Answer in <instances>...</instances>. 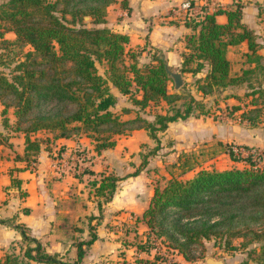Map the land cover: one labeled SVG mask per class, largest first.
Listing matches in <instances>:
<instances>
[{
    "label": "trees",
    "instance_id": "obj_1",
    "mask_svg": "<svg viewBox=\"0 0 264 264\" xmlns=\"http://www.w3.org/2000/svg\"><path fill=\"white\" fill-rule=\"evenodd\" d=\"M114 1L6 0L0 4V66L9 68L0 69L2 125L22 132L25 143L23 154L15 155L16 159L29 161L42 148L49 149L35 135L40 130L47 131L50 138H46L50 140L85 134L93 149L100 152L113 147L118 135L145 128L154 140L153 147L142 153V162H146V157L160 148V133L170 121L185 119L194 108L203 113L209 111V106L189 90L184 93L174 88L161 52H153L147 63L139 65L140 52L126 47L128 35L105 24L107 7ZM122 2L125 4L126 0ZM242 5L240 0H235L231 7L217 6L213 10L201 5L200 12L184 17V23L194 32L187 37L188 49L183 52L179 71L196 74L205 68L204 74L192 82L202 94L223 90L252 72L244 68L239 74H231L229 44L246 40L248 61L264 68L257 52L256 34L241 21ZM221 12L227 15L225 22L215 19V14ZM259 14L264 16V3L259 5ZM85 15L91 17V25L83 21ZM5 31L14 32L15 36L6 37ZM112 87L129 97V105L115 107L117 96ZM249 88L244 95L250 96V107L242 110L241 116L256 124L264 110V86L259 83ZM162 102L164 106L148 119L144 114L147 107ZM8 108H12L13 121L7 118ZM239 108L240 104L227 105L226 113L233 115ZM2 131L0 144L7 140ZM230 147L232 158L244 160L243 166H201L190 176H171L164 185L153 188L142 215L149 229L139 247L150 250L160 239L186 259L194 260L202 255L204 239L224 237L225 246L235 249L232 238H241V246L264 238V167L256 162L253 153L241 155ZM137 169L127 175L137 174ZM84 171L93 173L89 168ZM99 173V177L89 181L90 187L94 194L108 200L116 181L122 177ZM5 188L7 193L21 197L26 194L17 176H11ZM21 210L28 213L29 207L23 206ZM92 218L89 237L78 241L73 262L45 250L20 222L14 224L22 239L18 250L16 244H11L0 256V264H81L83 245L97 237ZM6 221L0 217V223ZM249 253L253 254L251 259L232 264H264V241Z\"/></svg>",
    "mask_w": 264,
    "mask_h": 264
},
{
    "label": "crops",
    "instance_id": "obj_2",
    "mask_svg": "<svg viewBox=\"0 0 264 264\" xmlns=\"http://www.w3.org/2000/svg\"><path fill=\"white\" fill-rule=\"evenodd\" d=\"M182 1L126 0V3L123 4L122 0H116L107 7L105 24L128 35L129 39L126 47L140 52L138 55L139 65H143L142 60L144 59L148 58L149 61L151 58L150 52L156 50L163 54L168 67L179 71L183 52L188 49L186 46L187 37L194 32L190 25L184 23L186 13L180 8ZM191 1L195 3L193 11L197 12L199 4L207 3L208 10H213L217 6L231 7L235 0ZM240 1L243 4L241 21L256 34L257 52L261 55L260 61L264 63V16L259 14V5L263 4L264 0ZM215 19L219 22H225L227 15L225 12L217 13ZM145 48H150L151 51H147ZM247 51L246 40H241L237 44H229L227 49L231 74H239L244 68L252 69L247 78L225 87L222 98L217 103V105L225 106V108L227 105L240 104L241 108L235 111L233 115L227 114L226 111L220 115L216 113L217 111H211L210 104L211 102L216 103V94H202L194 88L192 82L195 78L204 74L205 68L196 74L181 72L183 76L182 86L188 84L189 91L197 99H202L205 105L209 106V111L203 113L194 108L192 113L185 119L170 121L166 129L160 133L159 149L187 150V148L202 143L212 145L217 141L238 145L239 147L247 145L250 148H264V110L261 119L256 124L248 123L247 119L241 116V111L250 107L248 102L250 96L244 95L246 91L250 90V85L261 83V86H264V68L256 66L257 64L254 61H248ZM146 55L149 56L145 57ZM187 80L191 81L187 82ZM112 91L117 96L115 107L129 105L128 96L119 93L114 87H112ZM162 104L164 103L162 102ZM152 106L154 107V105ZM2 108L3 105L0 102V130H4V132L8 130L9 136H7L8 144H5L6 142L0 144V203H3L5 207L6 204H14L15 209L12 210L11 208L9 216H16L13 219L14 222L10 223L11 225L8 224L7 230L1 229L0 231V235H3V240L0 241V256L4 254L10 244L17 243L12 242V240L17 239L16 241H18L21 238L14 224L22 222L27 226L28 232L36 236L47 247L48 251H60V254L67 251V253L65 252L66 256L62 254V259L73 262L77 258L78 241L85 239V235L89 233V229L83 225L84 217L93 214L94 217L90 221L91 224L94 221L97 223L94 230L97 237L90 244L83 245L84 255L79 261L81 264H158L157 254L161 252L158 246L150 250H143L138 246L139 243L145 240L149 229L142 215L153 194V187L150 188L147 194L143 190V188H147L145 185L127 187V184L131 181L129 177L135 176L139 179L143 178L144 175L137 173L127 175L126 178H119L116 181L115 190L108 200H103L102 196L94 194V192L88 193L91 190L89 181L96 177L98 172H113L112 165L115 159H123L121 154H116L120 142L123 140L122 142L130 147V151L135 148L141 150L140 145L143 143L149 144L153 141L148 130L135 128L129 134H120L117 136L113 147L103 149L100 152L93 149L91 139L85 134L77 137L55 139V141H61L62 144L69 141V143H66L69 144L70 152L72 146H79L80 144H83L82 147L89 152V156L85 158L89 160V164L84 165L78 173L74 174V177L77 178V181H75L79 195H72L70 191L67 193L66 188L59 190L64 198H69L73 203V206L69 207V232L77 231L78 226L83 229L84 237L76 238L71 235L67 239L62 235L66 229L65 222L61 218L63 213L56 206L57 197L51 196L45 189L44 183L46 180L42 179L44 176L41 173L42 169L34 168V170H31L24 159H16L15 156L11 155L14 150L19 155L23 154L24 134L3 127ZM9 113L12 114L9 121H13L12 108H8L6 115L9 116ZM145 116L148 119L153 118L152 114H145ZM40 153L39 151L37 158L41 165ZM241 155L243 154L241 153ZM231 159L233 160L232 157ZM46 162L49 163V161ZM101 164L103 167H100ZM85 168L92 169L93 173L85 172ZM113 174L116 175L115 172ZM11 176H17L21 179V185L26 190L25 196L22 197L21 207H29L28 213L22 212L18 207L20 205L19 201L9 198L10 194L12 196L17 194L14 192L7 193L5 190V187L11 182ZM55 185L57 184L55 183ZM11 190L13 189L11 188ZM85 192L88 194L85 195ZM82 195L85 199L82 198ZM77 199L82 200H80V204L76 202ZM11 201H14V203H11ZM100 211L101 214H99ZM63 216H65V213ZM134 221L140 225L135 226L137 230L127 228ZM86 222L89 225V220ZM175 256L179 258L181 264H207L205 260L201 261L199 258L188 260L176 250ZM37 264L46 263L38 262Z\"/></svg>",
    "mask_w": 264,
    "mask_h": 264
},
{
    "label": "rangeland",
    "instance_id": "obj_3",
    "mask_svg": "<svg viewBox=\"0 0 264 264\" xmlns=\"http://www.w3.org/2000/svg\"><path fill=\"white\" fill-rule=\"evenodd\" d=\"M4 1L6 0H0V4ZM66 19L69 22L68 14L66 15ZM83 21L86 24L91 25L90 16L88 18L83 17ZM4 35L9 38H12L15 36L14 32L12 31H5ZM145 49L147 51H151L150 48H145ZM155 51L156 50L151 51L150 55H152V53ZM148 56L146 55L145 57H148ZM138 61H139V58H138ZM146 61H148V58L142 60V63L145 64L147 63ZM0 69H3L4 71H8L9 68L3 67V65H1ZM188 81L190 82L191 80H187V82ZM181 86L179 88L184 93L187 92L190 88L188 84L187 85L185 84L183 88H181ZM213 93L216 94V97H215L216 103H213V102H211V104L209 103L211 107V111H214V112L217 111L216 113L220 115L226 111L225 106L222 107V106L217 105V103H219V99L222 98L223 90L222 89L216 90ZM161 106H164V104H160L154 107L150 106L149 108L146 109V112L144 114L153 115L154 111L160 110ZM117 107L119 108V106ZM11 117H12V114L9 113V116H7V118L10 119ZM2 132L5 133L7 136H9L8 130H6V132H4L3 130ZM35 135H37V137L42 139L41 141H43L45 145L49 147V149L47 150L43 148L40 150L41 152L40 159L42 160L41 165L39 164V159L37 158V156L36 158H32L29 161L25 160V162L27 163V166L31 170H34V168L42 169L41 173L44 174L42 179L46 180L44 183L46 191L50 193L51 196L57 197L56 206H58L61 213H63L61 214L62 215L61 218L65 222L64 225L66 228L64 233H62V235L64 237H67V239H69V236L71 235L76 238L84 237L83 231H82L83 229L81 226H78L79 229H77V231L69 232V207L71 205L73 206V203L69 200V198H64L61 195V192L59 190H63L66 188L67 193H69L70 191L72 195H79L77 193V184H76L77 178L74 177V174L78 173V171H80L84 165L89 164V160L85 159L86 157L89 156V152L82 147L83 144H80L79 146H72V149L70 152L69 144H67L69 143V141L68 142L65 141V143L62 144L61 141L47 139L46 136L49 138L50 136L48 135V132L45 130H40L36 132ZM122 141L120 142L121 144L116 154L117 155L121 154L123 159H119V158L115 159L112 165L114 169L113 172H115L117 177L121 176L123 178H126L128 173H131L132 171L138 168L137 169L138 173L143 174L144 175L143 178L137 179L135 176L129 177L131 181L127 184L128 185L127 187H133L134 185H145L147 188L146 189L143 188V190H144V193L146 194L150 190V188L152 187L154 188L156 185L160 187L164 185V183H166L169 177L171 176L187 177L191 175L194 169L199 168L201 166L206 167V168H213V169H224V168H229L233 165L243 166V164L245 163V161H243L242 159L232 160L231 159L232 156L228 151V147H230V144L223 143L221 141L214 142L212 145H209V144L205 145V143H202L194 147L187 148V150H175V149L169 150L167 148H162V149L158 148V151H156L155 153L156 155L151 154L146 157V162H142V159H145L142 153H147L149 151V148L153 147L154 140L150 142L149 144L143 143L142 145H140L141 150H138L137 148H135L132 151H130V147H128ZM5 142H6L5 144H8L7 140ZM61 147H64V148L61 149ZM48 152H49V155H48ZM14 153H15V150L14 152L13 151L11 152V155L15 156L17 152L15 154ZM16 155H19V153H17ZM45 161H49V163L48 162L45 163ZM101 163L103 164V162ZM102 164L100 167H103ZM261 165L262 167H264V161L262 162ZM190 166H194V167L184 172V170H187V168ZM113 172H109V173L113 174ZM99 176H100V173L98 172L96 177H99ZM55 183L57 185H55ZM93 191L94 189L91 186V190H89L88 193L89 194L93 193ZM87 194L85 192V195ZM9 198L13 199L14 201H19L20 205L18 207L21 209V204L23 201V198L21 196H18V195L12 196L10 194ZM82 198L85 199L83 195H82ZM80 200L81 199H77L76 202L80 204ZM14 201H11V203H14ZM73 202L75 201L73 200ZM11 208L12 210L15 209L14 204H11V205L6 204V207H5L3 203H0V217L3 219H7L5 223L0 224V231L1 229L7 230L8 229L7 223L12 224V222H14L13 218L9 216L11 213ZM64 213H65V216H63ZM99 214H101V211L99 212ZM92 217H94L93 214L86 215L83 220L84 227L85 228L87 227L89 231H90V227L88 224H86L87 223L86 221H88ZM92 225H93L92 228L95 230L97 223H95L94 221ZM130 225L131 226H128L127 228H134V230H137L135 226H140L135 221L131 222ZM88 237H89V233L85 235V239ZM248 237L249 236H247L246 239ZM2 238H3V235L1 234L0 241L3 240ZM224 239H225L224 237L223 238L211 237L209 239H204L203 246H202L203 248L201 249V247L199 246L202 251V255L197 258H199L201 261H204V257L206 255L213 254L216 257H223L225 264L237 263L243 259H246V258L249 259L251 256H253V254L249 253L250 249L253 247L257 248L260 245V243L264 241V238L261 239L260 241L252 240L246 243V245L241 246L240 245L241 238L235 237L231 239V243L237 245V248L231 249L225 246ZM16 240L17 239H14L12 240V242L14 243L17 242L15 246H16V250H18L17 244H19V242H21L22 239L19 238L18 241ZM43 246H44V249L47 250V247L45 245ZM154 246H158L159 249H161L160 250L161 252L157 254V260H158L157 262L158 264H163L162 257L164 258L166 257V254L171 253L172 248L167 246L165 242H162L160 239L156 240ZM65 252L67 253V251ZM65 252L64 253L62 252L63 256L64 255L66 256ZM51 253L60 254L61 252L51 251ZM67 257L69 258V256ZM37 263L38 262H35V261L31 262V264H37Z\"/></svg>",
    "mask_w": 264,
    "mask_h": 264
},
{
    "label": "built area",
    "instance_id": "obj_4",
    "mask_svg": "<svg viewBox=\"0 0 264 264\" xmlns=\"http://www.w3.org/2000/svg\"><path fill=\"white\" fill-rule=\"evenodd\" d=\"M201 5H204L207 9V3H203ZM201 5L198 6V11H201ZM180 8L185 11L186 16L193 15L194 12L193 9L195 8V3H191L190 0H183L180 4ZM197 11V12H198ZM236 146V147H235ZM238 145H232L230 149L235 153H242L243 155H246L248 153H253V158L256 160V162L261 165L264 161V149L262 148H245V147H237ZM262 166V165H261ZM163 264H181V261L179 258L175 256V251L172 249L171 253L166 254V257H162Z\"/></svg>",
    "mask_w": 264,
    "mask_h": 264
},
{
    "label": "water",
    "instance_id": "obj_5",
    "mask_svg": "<svg viewBox=\"0 0 264 264\" xmlns=\"http://www.w3.org/2000/svg\"><path fill=\"white\" fill-rule=\"evenodd\" d=\"M85 18H88V15L84 16ZM166 71L167 73L172 77L173 79V86L175 89H178L183 84V76L181 71H175L168 67L166 65ZM204 260L207 264H225V261L223 257H215L213 255H206L204 257Z\"/></svg>",
    "mask_w": 264,
    "mask_h": 264
}]
</instances>
